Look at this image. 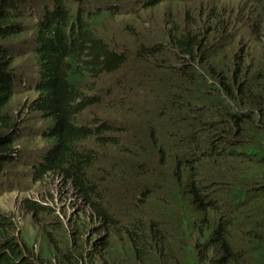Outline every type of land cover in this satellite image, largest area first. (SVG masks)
Segmentation results:
<instances>
[{"label": "trees", "instance_id": "1", "mask_svg": "<svg viewBox=\"0 0 264 264\" xmlns=\"http://www.w3.org/2000/svg\"><path fill=\"white\" fill-rule=\"evenodd\" d=\"M35 1L0 0V177L25 158L24 91L43 121L31 182L64 179L86 222L24 197L49 250L0 214V264H264V0Z\"/></svg>", "mask_w": 264, "mask_h": 264}, {"label": "rangeland", "instance_id": "2", "mask_svg": "<svg viewBox=\"0 0 264 264\" xmlns=\"http://www.w3.org/2000/svg\"><path fill=\"white\" fill-rule=\"evenodd\" d=\"M39 1L40 0L35 1L32 5L37 7ZM37 9L38 8H36V10ZM26 11L27 15L34 16L30 9H26ZM168 11L169 10L166 7L161 6L145 14V17L151 21L150 26L153 30L162 34L166 22L161 19V16L165 12L168 13ZM119 19H121V21H132L133 15H121L119 16ZM145 26H147V24ZM18 50L19 49H17V52H19ZM21 50L25 51L26 49L25 47H22ZM25 59L26 54L18 56L17 65L22 66ZM18 75L25 80L24 89L32 90L34 87L33 82L35 81L33 68H28L27 72H18ZM27 94L28 93H25L24 91L20 92L13 103V110H15L14 114L16 113L19 118H22L26 124L31 123V126L26 129L29 131L28 139L31 141L28 140L25 144L27 147L23 150L25 158L18 159V162L15 160L11 164H8L5 167L6 174L0 177V214H5L11 218L15 225L13 230L14 234L17 235L20 240H26L29 245L34 244V247L37 250L42 239L48 240L45 235L46 225H43V222L39 218H35L34 215L32 216L23 208L22 199L24 197L40 200L50 205L51 210H55L56 213L59 214L62 222L65 223L67 228L69 224L67 221L69 219H75L79 223L82 222L81 224H84L86 220L81 213L78 214L76 212V204L82 206L81 200L78 198L77 194L65 184L64 179L55 175L49 177L43 182H31L33 173L32 166L36 164V161H41L39 154L41 152L40 148L42 147V144L36 140V136L40 132V127L43 126V121L38 119L37 115H31L28 113L26 108H22L23 104L25 103L26 106L30 99H27ZM149 98L150 97L147 96L145 99ZM106 100H109L108 97H106ZM106 109L107 107L105 106L95 105L93 108L88 109L86 114L90 118L93 116V113H97L98 110H101L100 113L103 114ZM27 131H24V133ZM24 133L22 132L21 135L27 136ZM169 182H172V179L168 178L166 180V183ZM169 192L170 189L167 188V193ZM165 198L166 197L161 195L156 199L161 201ZM44 219L46 220V223L48 221L53 222L55 221V216L54 214H51L44 216ZM54 234L57 233L54 232ZM119 243L120 242H116L117 245ZM120 246L121 247H118V250H115L116 252L113 253H116L122 260L130 261L132 259L131 250L124 248V244ZM48 250V248L43 247L37 250V252L44 253ZM50 256H53V253H51ZM44 257L46 256L44 255Z\"/></svg>", "mask_w": 264, "mask_h": 264}, {"label": "clouds", "instance_id": "3", "mask_svg": "<svg viewBox=\"0 0 264 264\" xmlns=\"http://www.w3.org/2000/svg\"><path fill=\"white\" fill-rule=\"evenodd\" d=\"M17 75H18V73H17ZM19 76V75H18ZM21 81H22V86H24L25 85V80L24 79H20ZM34 83V82H33ZM40 163H41V161H39ZM39 164L38 163H36L35 165H33V166H38ZM6 174V173H5ZM32 177H33V173H32ZM147 186V183L145 182V181H142V180H137L136 181V192H135V195H134V198H133V200L135 201V202H137V201H142V198H143V190L145 189V187ZM146 193V192H145ZM141 195V196H140ZM139 199H141V200H139Z\"/></svg>", "mask_w": 264, "mask_h": 264}]
</instances>
